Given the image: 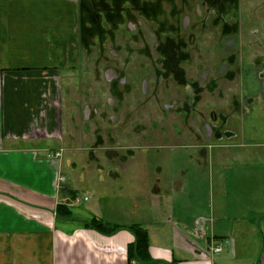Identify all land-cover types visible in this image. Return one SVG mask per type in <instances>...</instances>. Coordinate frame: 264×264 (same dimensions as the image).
I'll return each instance as SVG.
<instances>
[{"label": "crops", "instance_id": "obj_1", "mask_svg": "<svg viewBox=\"0 0 264 264\" xmlns=\"http://www.w3.org/2000/svg\"><path fill=\"white\" fill-rule=\"evenodd\" d=\"M176 2L0 0V264H264V14L257 10L254 78L212 79L204 88L193 79L185 114L195 124L173 130L187 140L170 133L154 156L142 140L112 147L106 211L80 205L90 199L74 187L81 161L68 155L65 74L132 12L158 23V33L163 6ZM205 95L222 105L201 110ZM94 163L87 166L99 168ZM62 204L71 217L58 215ZM93 218L145 229L149 260L130 262L132 232L86 228Z\"/></svg>", "mask_w": 264, "mask_h": 264}, {"label": "rangeland", "instance_id": "obj_2", "mask_svg": "<svg viewBox=\"0 0 264 264\" xmlns=\"http://www.w3.org/2000/svg\"><path fill=\"white\" fill-rule=\"evenodd\" d=\"M262 1L188 0L185 5L177 0V7L163 6L158 33V23L144 22L135 11L131 22L121 26L104 47L95 42L90 50H82L80 67L65 74L64 85L68 94L64 98V119L69 123L67 149L74 148L68 155L81 161L74 187L82 199L85 195L90 199L82 200L81 206L97 205L106 211L110 178L106 157L112 147L142 140L150 146L144 154L154 156V146L167 141L170 133L175 134L173 141L187 140L186 132L178 136L179 132L173 131L175 125L192 128L195 124L192 115L186 119L183 105L187 96L193 97L192 90L178 85L170 72L165 73L156 50L159 42L167 35L185 41L190 57L181 67L186 78L197 80L203 88L212 79L254 78V12L264 14ZM175 9L178 16L172 18ZM230 25L238 28L226 34ZM108 36L102 35L101 40ZM260 75L264 78L262 70ZM213 98L205 95L199 108L222 105ZM92 162L99 168L91 170L87 165Z\"/></svg>", "mask_w": 264, "mask_h": 264}, {"label": "trees", "instance_id": "obj_3", "mask_svg": "<svg viewBox=\"0 0 264 264\" xmlns=\"http://www.w3.org/2000/svg\"><path fill=\"white\" fill-rule=\"evenodd\" d=\"M159 48L162 54L167 59V64L165 67L167 69L166 71L172 72L176 77V80H178L179 84L185 85L187 83V80L184 77L185 71L181 67V63L190 56V53L187 51L185 42L181 40L180 43L172 36H166L165 39L160 42ZM181 58H183L184 60H180ZM177 62L180 64L177 65ZM194 90L198 91L197 85ZM58 215L60 217H71V210L62 204L58 208ZM85 227L95 229L104 234H113L119 229L129 230L134 235V243L130 245L128 251L130 262L132 260H137L140 262L149 260V235L145 229H142L137 225L124 227L111 226L98 218H93L91 221L85 222Z\"/></svg>", "mask_w": 264, "mask_h": 264}, {"label": "flooded vegetation", "instance_id": "obj_4", "mask_svg": "<svg viewBox=\"0 0 264 264\" xmlns=\"http://www.w3.org/2000/svg\"><path fill=\"white\" fill-rule=\"evenodd\" d=\"M165 39V38H164ZM163 39V40H164ZM182 41H184V40H182ZM185 42V41H184ZM186 44V43H185ZM187 45V44H186ZM188 51V50H187ZM190 57V56H189ZM187 61H189V58L187 59V60H185V61H183L182 63H181V66H182V64L183 63H185V62H187ZM165 71V70H164ZM163 73V72H162ZM165 73H167V71L165 72ZM170 74H173L172 72H170L169 73V75ZM174 75V74H173ZM175 77V76H174ZM184 77H185V75H184ZM175 81H176V83L178 84V85H180L181 87H189L191 90H192V84H191V82H192V80H193V78H186L185 77V79L187 80V83L185 84V85H181V84H179V82H178V80H176V77L175 78H173ZM193 92V91H192ZM187 98H188V100H187V102H185V103H183V105H184V110L186 111V108L189 106V107H191V104H192V101L194 100V98L193 97H189V96H187ZM190 101H191V103H190ZM196 102V101H195ZM196 105V103H194L193 102V106H195ZM186 113V112H185ZM191 116V115H190ZM193 116V115H192ZM144 128V127H143Z\"/></svg>", "mask_w": 264, "mask_h": 264}, {"label": "built area", "instance_id": "obj_5", "mask_svg": "<svg viewBox=\"0 0 264 264\" xmlns=\"http://www.w3.org/2000/svg\"><path fill=\"white\" fill-rule=\"evenodd\" d=\"M57 155H59V154H57ZM62 181H64V178L62 179ZM87 199H88V198H86L85 200H87ZM76 201L79 202L78 199H77ZM212 251H213L214 253H219V252H221V251H222V244L218 245L217 247L212 248Z\"/></svg>", "mask_w": 264, "mask_h": 264}]
</instances>
